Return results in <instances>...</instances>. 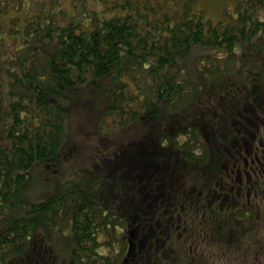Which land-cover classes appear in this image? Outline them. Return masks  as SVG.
Instances as JSON below:
<instances>
[{"label":"trees","instance_id":"obj_1","mask_svg":"<svg viewBox=\"0 0 264 264\" xmlns=\"http://www.w3.org/2000/svg\"><path fill=\"white\" fill-rule=\"evenodd\" d=\"M28 1L0 0V264H264V0ZM80 115L100 161L63 175Z\"/></svg>","mask_w":264,"mask_h":264},{"label":"rangeland","instance_id":"obj_2","mask_svg":"<svg viewBox=\"0 0 264 264\" xmlns=\"http://www.w3.org/2000/svg\"><path fill=\"white\" fill-rule=\"evenodd\" d=\"M25 6L30 5L29 8L27 6V9L32 14H38V13H47V11L44 8H40L39 4L40 2L34 3L30 2L28 0H25ZM62 8L65 10L70 9L69 4L66 0H63ZM197 6L201 8L205 14V17L212 23H216L219 21L227 20V14L230 12L229 10L233 7V0H198ZM4 49L8 52V54L14 53L15 49L19 47L20 45V38L16 37H9L4 36ZM2 53V52H1ZM6 56L7 54L4 53ZM79 126H85L83 127V130H86L89 127V119L87 117H84L80 115L76 118L75 121V130H76V137H73L71 140L75 141V144H78V151L77 157L75 159V153L74 158L68 159L69 162L66 165H63V167L60 169L63 173V175H69L68 171H75L77 173L86 174V172L90 171L87 170L91 164H94L96 162L100 161V157L96 156L93 151L96 149L94 143H93V136H86L85 139L83 136L84 133L79 134L78 129ZM82 130V131H83ZM97 145V143H96ZM83 154L84 157L89 159L91 164H86L84 157H82V160H79V157ZM69 168V170L65 171V169ZM93 173V172H91ZM224 264H228V261H225Z\"/></svg>","mask_w":264,"mask_h":264}]
</instances>
